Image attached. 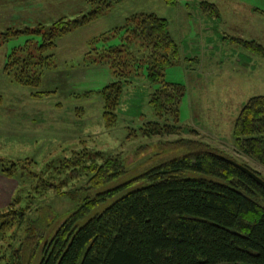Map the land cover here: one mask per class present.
<instances>
[{
    "label": "trees",
    "instance_id": "obj_1",
    "mask_svg": "<svg viewBox=\"0 0 264 264\" xmlns=\"http://www.w3.org/2000/svg\"><path fill=\"white\" fill-rule=\"evenodd\" d=\"M86 1L99 5L81 18L61 16L49 26L39 23L0 32V37L6 36L0 45L20 33L33 36L8 55L7 74L20 69L21 74L15 73L20 84L40 85L43 70L31 79L25 74L29 66L43 64L45 68L60 38L94 21L109 6L105 0ZM169 25L168 19L156 13L142 12L94 40L90 53L99 57L95 62L108 65L113 73L112 81L98 92L104 99L108 126L115 123L126 87L143 75L151 84H159L149 100L156 119L145 123L144 134L173 135L186 130L180 126L186 88L165 79L167 68L179 59ZM37 35L42 37L40 44H36ZM116 38L120 43L107 45ZM240 42L264 57L262 44ZM37 58L40 60L34 62ZM233 135L241 153L264 165V95L251 97L242 107ZM179 141L176 143L188 150L185 155L119 184L116 182L127 174L121 154L106 156L96 151L93 157L91 150H79L78 155L57 160L58 165H47L62 173L71 169L70 180L78 177L79 170L86 171V183L75 190L84 203L62 217L60 225L59 216L49 207L43 215L26 218L34 201L36 212L40 210L39 197L30 193L35 190L43 196L56 189L66 195L69 192L62 188L70 180L54 184L58 176L27 175L28 161L0 158V173L19 183L9 205L0 208V264H264V186L232 163L230 159L236 161L233 157L208 142ZM109 201L113 202L98 210ZM27 219L31 223L22 238L16 231Z\"/></svg>",
    "mask_w": 264,
    "mask_h": 264
},
{
    "label": "rangeland",
    "instance_id": "obj_2",
    "mask_svg": "<svg viewBox=\"0 0 264 264\" xmlns=\"http://www.w3.org/2000/svg\"><path fill=\"white\" fill-rule=\"evenodd\" d=\"M105 1L109 6L97 19L59 39L45 68L43 64L29 66L25 74L31 79L40 73V68L43 70L38 86L20 84L15 75L21 74L20 69H13L11 74L5 70L8 55L33 36L20 33L0 45V158L28 161L27 175L34 172L46 178L58 176L53 179L58 184L64 178L70 180L71 169L62 173L52 166L47 169V165H58L57 160L62 157L71 158L78 155L76 151L86 149L91 150L93 157L97 156L96 151L106 156L121 154L127 174L116 182L119 184L185 155L188 150L176 142L192 138L208 142L264 176V165L241 153L233 135L242 107L251 97L264 95V57L240 42L255 40L264 46V0ZM98 5L86 0H0V32L33 28L39 23L49 26L52 19L61 16L81 18ZM142 12L168 19L170 34L178 45V62L167 68L165 79L186 88L180 114V126L186 130L180 134H144L141 128L156 119L149 100L159 84H151L143 75L126 87L115 123L108 126L104 119V99L98 92L112 81L113 73L108 65L95 62L99 57L90 53L92 44L124 24L129 16ZM5 37L1 36L0 42ZM35 38L36 44H40L42 37ZM117 43L120 38L107 45ZM39 92L44 95L37 96ZM90 163L88 160L87 164ZM85 172L79 170L76 179L67 181L69 184L62 188L69 192L66 195L50 189L38 196L32 190L30 196L39 197L40 210L36 212L34 201L32 213L28 211L26 218L43 215L49 207L59 216L56 220L60 225L62 217L84 203L83 196L75 190L86 183ZM0 176L9 178L2 173ZM8 180L10 183L4 186L10 192L14 190L15 195L18 180ZM14 195L7 198L10 201L6 206ZM30 223L27 219L16 231L20 237L24 238Z\"/></svg>",
    "mask_w": 264,
    "mask_h": 264
},
{
    "label": "crops",
    "instance_id": "obj_3",
    "mask_svg": "<svg viewBox=\"0 0 264 264\" xmlns=\"http://www.w3.org/2000/svg\"><path fill=\"white\" fill-rule=\"evenodd\" d=\"M8 179H10V178H5L4 176H0V208H3L6 206V204H8L10 199L8 200L7 198L9 196L12 197V195H14V190H12V192H10V191H8L6 186H4L6 183H10Z\"/></svg>",
    "mask_w": 264,
    "mask_h": 264
},
{
    "label": "water",
    "instance_id": "obj_4",
    "mask_svg": "<svg viewBox=\"0 0 264 264\" xmlns=\"http://www.w3.org/2000/svg\"><path fill=\"white\" fill-rule=\"evenodd\" d=\"M230 161L232 163H234L235 165H237L238 167H240L243 171H245L247 174H249L253 179H255L259 184H261L262 186H264V179L257 173H255L254 171H252L251 169L247 168L246 166L230 159Z\"/></svg>",
    "mask_w": 264,
    "mask_h": 264
}]
</instances>
